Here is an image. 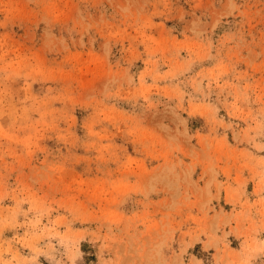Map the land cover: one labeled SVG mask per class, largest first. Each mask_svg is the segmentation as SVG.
Masks as SVG:
<instances>
[{
	"label": "rangeland",
	"instance_id": "rangeland-1",
	"mask_svg": "<svg viewBox=\"0 0 264 264\" xmlns=\"http://www.w3.org/2000/svg\"><path fill=\"white\" fill-rule=\"evenodd\" d=\"M0 264H264V0H0Z\"/></svg>",
	"mask_w": 264,
	"mask_h": 264
}]
</instances>
